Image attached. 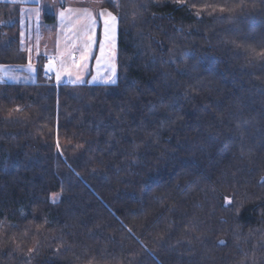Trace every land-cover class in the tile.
<instances>
[{
  "label": "trees",
  "instance_id": "1",
  "mask_svg": "<svg viewBox=\"0 0 264 264\" xmlns=\"http://www.w3.org/2000/svg\"><path fill=\"white\" fill-rule=\"evenodd\" d=\"M109 6L118 78L75 84L0 2V65L37 62L0 82V264H264V0Z\"/></svg>",
  "mask_w": 264,
  "mask_h": 264
},
{
  "label": "rangeland",
  "instance_id": "2",
  "mask_svg": "<svg viewBox=\"0 0 264 264\" xmlns=\"http://www.w3.org/2000/svg\"><path fill=\"white\" fill-rule=\"evenodd\" d=\"M117 2L118 0H41L38 4L26 5L33 11H28L32 21L23 27L29 33L25 38L29 41L27 46L36 44L37 47L45 42L44 60L53 62L45 65V70L55 76L56 82H116L119 16L109 3ZM46 14L55 15L57 21L49 22ZM34 63L37 64L36 61Z\"/></svg>",
  "mask_w": 264,
  "mask_h": 264
},
{
  "label": "crops",
  "instance_id": "3",
  "mask_svg": "<svg viewBox=\"0 0 264 264\" xmlns=\"http://www.w3.org/2000/svg\"><path fill=\"white\" fill-rule=\"evenodd\" d=\"M18 3L22 10L30 11L26 6L29 3L38 4L41 0H0V2ZM31 19V18H30ZM37 80V64L31 63L25 66L12 67L0 65V82H35Z\"/></svg>",
  "mask_w": 264,
  "mask_h": 264
}]
</instances>
